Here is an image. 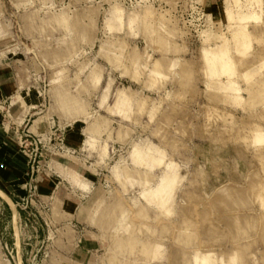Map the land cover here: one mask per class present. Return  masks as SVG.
<instances>
[{
    "label": "rangeland",
    "instance_id": "1",
    "mask_svg": "<svg viewBox=\"0 0 264 264\" xmlns=\"http://www.w3.org/2000/svg\"><path fill=\"white\" fill-rule=\"evenodd\" d=\"M212 1L0 0V264H264V0Z\"/></svg>",
    "mask_w": 264,
    "mask_h": 264
},
{
    "label": "crops",
    "instance_id": "2",
    "mask_svg": "<svg viewBox=\"0 0 264 264\" xmlns=\"http://www.w3.org/2000/svg\"><path fill=\"white\" fill-rule=\"evenodd\" d=\"M212 2H213L212 0H206V3H205L206 5L210 4V9L211 10L217 5L216 3L214 5H212ZM217 14H216V11L214 13L213 12L212 13H208L207 12V14H206L207 18L206 19L209 18L210 22L209 23L207 21L205 22L204 28L200 32L201 38L203 36V31H206V30H209L211 28H214V26H216L218 24V22H222L221 19H219L217 17V16H219ZM8 91H16L15 90V86L14 85L10 86ZM31 107H34V106L32 105ZM37 112H40V111H36V112L30 113L29 116L36 117V116H38ZM36 120H37V118L32 119V124L30 125V128H32V129L34 128L35 129V127H33V126H35V121ZM37 129H35L36 132H37ZM46 132H48V130H46ZM70 133L67 135L68 138L70 137ZM72 133L74 134L73 135L74 137H70V140L69 139L66 140V143L69 146V148L65 146L66 148H65L64 152L74 153L76 149L81 150V152H83V150L86 151L85 149H83L84 148L83 147L84 140H83V137H82L83 136V132L77 130L76 132H72ZM33 135H41V134L33 133ZM70 147H72L73 149H71ZM80 158L82 159V157H80ZM58 163L63 166L62 163H60V162H58ZM32 172H33V170H32ZM93 176H94V179H96L95 173H93ZM79 189L83 190L81 188H79ZM0 190L5 194V197L0 195V198L3 200V201L0 202V217H2V215H3L2 211L4 210V206L1 205L2 202H4L8 207H10L11 204L14 205V202H13L12 198L3 190L1 185H0ZM15 218H16L15 215L12 214L11 221L14 220ZM1 221H2V218H1ZM0 234H1V232H0ZM13 245H14V247H13L14 249L13 250H14L15 255H16V262L15 263L19 264V262H20V264H22L23 263V259H22V256H21L22 246L20 244V241H19L18 245H16L15 242H13ZM5 247L7 249L6 243H5ZM98 248H99V242L96 239H91V238L84 237V235L81 233V235H79V237L77 239V245H76L75 252H74L75 256H78V258H75V259H79V256L81 254H84V253H87V252H90V251H96Z\"/></svg>",
    "mask_w": 264,
    "mask_h": 264
},
{
    "label": "bare ground",
    "instance_id": "3",
    "mask_svg": "<svg viewBox=\"0 0 264 264\" xmlns=\"http://www.w3.org/2000/svg\"><path fill=\"white\" fill-rule=\"evenodd\" d=\"M237 2V0H235ZM250 1V0H249ZM261 0H253V3H257L258 5H260ZM234 3V2H232ZM252 3V4H253ZM251 4V3H250ZM262 4V3H261ZM233 6V5H232ZM226 7V6H225ZM228 8V7H227ZM231 8V7H230ZM229 9V8H228ZM227 9V13H228V16L231 18V19H234L235 17V12H232L231 10H228ZM225 10V9H224ZM223 10V11H224ZM242 11V10H241ZM240 11V12H241ZM246 12V11H245ZM226 13V14H227ZM244 13V12H243ZM240 14V17H239V21L241 20L242 22L245 21L246 19H250L253 21V28L254 30H257L259 31V27H261V23H264V18L261 17L260 14H258V12L254 11L253 12H250L248 14ZM225 14V15H226ZM236 19V18H235ZM236 21V20H235ZM247 24L244 22V23H240L238 25H236L235 27V30H234V35L239 38V39H246V37H248L247 35V31H246V26ZM234 28V27H233ZM246 40H243V41H240L238 42V48L237 50L239 52H242V50H246L247 49V45H246ZM260 66V68H259ZM162 68H163V64L158 61V60H155L154 63H153V72L156 73V74H159L161 71H162ZM261 74L264 75V60L263 62H261V64H257L256 66H253V76L255 73L259 72ZM249 75H251L249 73ZM221 88H222V91H225V92H235L236 90V86L234 85V80L233 79H229L226 81V83H223L221 84ZM240 97V96H238ZM238 101V100H237ZM236 101V102H237ZM239 103V101H238ZM144 102L141 101V106H143ZM262 125L261 124H256L255 127L253 128V134H257L259 136L263 135L264 134V129H261ZM263 143V142H262ZM173 166V165H172ZM176 173V172H175ZM173 175V174H172ZM169 176V175H168ZM170 181V180H169ZM168 183V182H167ZM163 184V183H162ZM172 184V183H171ZM173 185V184H172ZM170 187V186H169ZM264 189V186L262 185V188L260 190H263ZM256 197V196H255ZM257 197H258V200L262 199L261 198V192L257 194ZM153 201V200H152ZM258 202V201H257ZM210 261V260H208Z\"/></svg>",
    "mask_w": 264,
    "mask_h": 264
},
{
    "label": "built area",
    "instance_id": "4",
    "mask_svg": "<svg viewBox=\"0 0 264 264\" xmlns=\"http://www.w3.org/2000/svg\"><path fill=\"white\" fill-rule=\"evenodd\" d=\"M32 140H33V142H34L35 145H37L38 143L41 142V140L39 138H36V137H32ZM59 141H60V139H59Z\"/></svg>",
    "mask_w": 264,
    "mask_h": 264
}]
</instances>
